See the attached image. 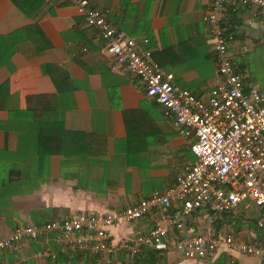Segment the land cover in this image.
Returning <instances> with one entry per match:
<instances>
[{
    "label": "crops",
    "instance_id": "1",
    "mask_svg": "<svg viewBox=\"0 0 264 264\" xmlns=\"http://www.w3.org/2000/svg\"><path fill=\"white\" fill-rule=\"evenodd\" d=\"M75 0H0V237L16 227L132 205L163 191L194 156L191 135L128 70L112 71L95 27ZM136 39L174 83L202 97L217 67L203 15L210 0H88ZM253 7L226 3L236 30L228 55L243 82L264 86V30ZM256 13V12H255ZM177 208L153 206L108 228L116 251L89 255L53 230L0 248V264H260L262 257L221 245L211 259L173 248L121 247L156 223L176 233ZM255 205L188 216L186 232L259 239ZM68 239V240H67Z\"/></svg>",
    "mask_w": 264,
    "mask_h": 264
},
{
    "label": "built area",
    "instance_id": "2",
    "mask_svg": "<svg viewBox=\"0 0 264 264\" xmlns=\"http://www.w3.org/2000/svg\"><path fill=\"white\" fill-rule=\"evenodd\" d=\"M78 12L88 26L95 27L109 58L112 71L128 70L144 84L145 93L162 106L164 117L181 133L193 139L188 147L189 160L163 191H154L132 205L95 214H77L40 225L28 224L11 229L0 237V248L12 247L39 233L57 231L70 237L76 247L89 255H110L116 247L109 240L108 228L122 221L140 218L153 206L176 207L173 218L176 233L156 223L147 232L123 242L127 252L140 245L156 250L173 248L184 258L211 259L221 245L245 253L260 255L264 264V86L245 84L228 55L236 30L226 27L223 11L226 3L253 7V16L264 30V0H210L203 15L217 67L214 82L205 96L177 86L173 75L155 61L146 38L136 39L107 20V10L94 7L88 0H75ZM242 204L259 208L256 226L259 239L234 240L232 232L213 236L205 232H186L188 216L204 207L223 212ZM68 240V239H67ZM3 264H7L4 262Z\"/></svg>",
    "mask_w": 264,
    "mask_h": 264
},
{
    "label": "rangeland",
    "instance_id": "3",
    "mask_svg": "<svg viewBox=\"0 0 264 264\" xmlns=\"http://www.w3.org/2000/svg\"><path fill=\"white\" fill-rule=\"evenodd\" d=\"M209 41H210V39H209ZM211 43V42H210Z\"/></svg>",
    "mask_w": 264,
    "mask_h": 264
},
{
    "label": "trees",
    "instance_id": "4",
    "mask_svg": "<svg viewBox=\"0 0 264 264\" xmlns=\"http://www.w3.org/2000/svg\"><path fill=\"white\" fill-rule=\"evenodd\" d=\"M152 56H153V54H152ZM154 58V57H153Z\"/></svg>",
    "mask_w": 264,
    "mask_h": 264
}]
</instances>
